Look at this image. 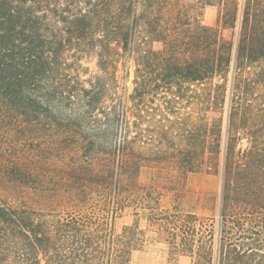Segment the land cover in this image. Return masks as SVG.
Returning a JSON list of instances; mask_svg holds the SVG:
<instances>
[{
  "label": "trees",
  "instance_id": "1",
  "mask_svg": "<svg viewBox=\"0 0 264 264\" xmlns=\"http://www.w3.org/2000/svg\"><path fill=\"white\" fill-rule=\"evenodd\" d=\"M189 8L180 0H0V188L23 194L0 193V264H131L144 241L142 210L173 256L264 264V0L242 8L232 0L216 27ZM239 10L237 39L228 40L221 26L229 15L235 27ZM93 59L98 72L85 79ZM131 67L129 92L121 72ZM215 78L224 83L205 103H218L222 116L213 135L206 126L200 153L222 176L218 218L185 212L178 192L163 208L160 188L138 179L150 161L199 168L196 138L176 153L141 150L145 96L179 104L188 83L212 87ZM29 192L41 202H28ZM127 212L135 221L118 233Z\"/></svg>",
  "mask_w": 264,
  "mask_h": 264
},
{
  "label": "rangeland",
  "instance_id": "2",
  "mask_svg": "<svg viewBox=\"0 0 264 264\" xmlns=\"http://www.w3.org/2000/svg\"><path fill=\"white\" fill-rule=\"evenodd\" d=\"M205 0H180L181 3L190 6L192 14L207 26H217L218 18L225 6H230L232 0H215L212 5H205ZM220 1V2H219ZM242 8L243 0H239ZM239 17L232 25V18L228 15L226 27L221 26V34L228 40L236 41L240 30L241 11ZM155 50L162 48L161 43L151 44ZM89 68V73L83 78H88L98 72L96 60L85 62ZM134 68L131 67L130 75L121 72V83L127 85L129 92L133 88ZM232 73H229L231 78ZM224 80L214 79V85L210 87L207 83H188L189 89L184 95V99L179 104L165 103L161 94H150L145 96L141 108V132L143 143H140L141 150L145 154H156L158 148H165L176 153V148L187 149L196 138V154L199 168L196 171L185 172L176 165H164L156 161L145 162L139 171V181L143 185H157L163 192L161 205L163 208L173 206V194L182 193V206L185 212L197 214L199 216L218 218L220 195L222 190V176L206 162L207 157L202 156L201 141L208 125L210 136L216 132L219 119L222 114L219 111V104L215 103L214 108L209 109L205 103L206 94L209 88L216 97L220 93L218 85H222ZM151 100V101H149ZM223 122V141L226 135V113ZM258 120V128L260 122ZM150 126V127H149ZM225 126V127H224ZM242 132V131H241ZM243 136V134L241 133ZM152 138L151 140L149 138ZM209 137V136H208ZM244 137V136H243ZM207 138V136H206ZM249 139L241 138L238 141L237 150L244 151L249 146ZM224 143V142H223ZM0 193L8 196L14 201L22 200V195L13 189H2ZM28 202L39 204L42 195L38 192H29L24 195ZM148 211L142 210L138 219L140 229L143 231V243L133 252L131 264H192V259L187 255L173 256L170 254L169 244L165 235L149 223ZM135 221V216L127 212L123 217L115 222V229L120 233L125 225H131Z\"/></svg>",
  "mask_w": 264,
  "mask_h": 264
}]
</instances>
